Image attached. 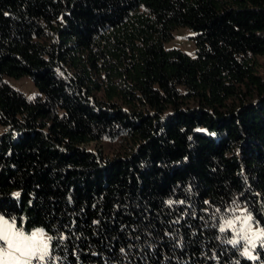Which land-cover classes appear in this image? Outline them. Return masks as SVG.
Wrapping results in <instances>:
<instances>
[{
    "label": "trees",
    "instance_id": "1",
    "mask_svg": "<svg viewBox=\"0 0 264 264\" xmlns=\"http://www.w3.org/2000/svg\"><path fill=\"white\" fill-rule=\"evenodd\" d=\"M240 208L264 228V0H0V215L49 264H264Z\"/></svg>",
    "mask_w": 264,
    "mask_h": 264
},
{
    "label": "snow or ice",
    "instance_id": "2",
    "mask_svg": "<svg viewBox=\"0 0 264 264\" xmlns=\"http://www.w3.org/2000/svg\"><path fill=\"white\" fill-rule=\"evenodd\" d=\"M19 193H14V196L19 197ZM171 203V202H169ZM207 203V202H206ZM242 219L245 227L241 228V232L251 233V237L245 234L244 239L249 241L252 248L259 242L264 247V228L257 227L256 231H252L251 221L252 216L250 214L245 215L241 213L240 216L236 217L235 220L229 219L226 221L225 226H221L219 231L223 233L227 228H234L237 222ZM5 218L0 215V250H5V244L7 249L0 251V264H8L9 259L14 264H49V257L52 256L53 244L52 241L55 237L46 235L43 229H36L30 234H26L23 227L17 226L15 217ZM229 243L235 245L236 240H230ZM18 254V255H17ZM243 255L250 259H255L249 248H245Z\"/></svg>",
    "mask_w": 264,
    "mask_h": 264
},
{
    "label": "rangeland",
    "instance_id": "3",
    "mask_svg": "<svg viewBox=\"0 0 264 264\" xmlns=\"http://www.w3.org/2000/svg\"><path fill=\"white\" fill-rule=\"evenodd\" d=\"M194 36V32H192L187 27H178L172 31V38L163 44L164 49H178L182 53L193 56L194 54V45L192 38ZM3 81L10 86L14 91L22 94L27 99H32L35 96H38L39 93L31 80L27 76H22L17 79H13L10 77H3ZM84 149L90 150L93 152L100 151L102 156H110L112 153L116 151L117 146L114 142L106 143L105 141H100L97 143H90L86 146H83ZM241 213L247 215L242 208L238 210V214L232 219L235 220L236 217L240 216ZM11 222V221H10ZM223 224L222 226H225ZM252 231H256L257 226L251 225ZM245 227L243 225L242 219L240 222L235 224L234 228H227L225 230H230L235 235V238L245 247H250L249 241L244 239L245 234L251 237V233H247L246 228L245 232H241V228ZM32 232V231H31ZM31 232H26V234H30ZM0 243H4L0 241ZM258 243V242H257ZM256 243V244H257ZM5 249H7V245L5 244ZM18 255V254H17ZM8 264H14L12 260L9 259ZM33 264H36L34 261Z\"/></svg>",
    "mask_w": 264,
    "mask_h": 264
},
{
    "label": "clouds",
    "instance_id": "4",
    "mask_svg": "<svg viewBox=\"0 0 264 264\" xmlns=\"http://www.w3.org/2000/svg\"><path fill=\"white\" fill-rule=\"evenodd\" d=\"M47 235V234H46ZM6 250V249H5ZM5 250H0V251H5Z\"/></svg>",
    "mask_w": 264,
    "mask_h": 264
}]
</instances>
